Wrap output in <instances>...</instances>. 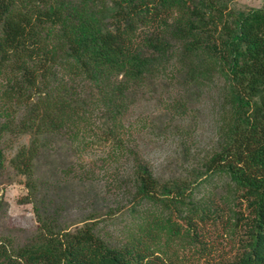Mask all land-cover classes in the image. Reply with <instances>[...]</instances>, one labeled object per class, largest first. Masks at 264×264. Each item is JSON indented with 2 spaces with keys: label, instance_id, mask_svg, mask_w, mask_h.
Wrapping results in <instances>:
<instances>
[{
  "label": "trees",
  "instance_id": "16d2710c",
  "mask_svg": "<svg viewBox=\"0 0 264 264\" xmlns=\"http://www.w3.org/2000/svg\"><path fill=\"white\" fill-rule=\"evenodd\" d=\"M233 1L0 0V176L23 177L35 220L0 233V264H264V4ZM210 87L214 145L155 174L138 140ZM154 94L161 126L131 116ZM57 147L118 210L64 223L61 181L35 172Z\"/></svg>",
  "mask_w": 264,
  "mask_h": 264
},
{
  "label": "rangeland",
  "instance_id": "374dc122",
  "mask_svg": "<svg viewBox=\"0 0 264 264\" xmlns=\"http://www.w3.org/2000/svg\"><path fill=\"white\" fill-rule=\"evenodd\" d=\"M263 4L264 0H234L231 5L236 10H244ZM155 96L156 94L139 100L131 111V116L152 118L156 126H161L166 117L153 101ZM215 97L216 88L202 89L183 118L172 120L170 127L161 135L148 131L138 140L139 154L149 162L155 174L177 170L178 164L187 155L183 157L187 148L190 152L200 153L214 145ZM175 125H179L181 129L188 126V133L172 131ZM70 162H73L70 152L57 147L40 156L35 169L40 179L61 181L60 190L67 198L62 219L69 228L80 225L86 214L93 210L102 214L107 207L119 209L121 197L106 190L102 174L96 173L91 178L78 177L76 173L66 170ZM120 170L127 173L129 164L125 163ZM22 180L21 175L9 169H4L0 176V196L3 201L0 206V233L11 234L17 242L22 241L35 226L30 203L19 200L25 193ZM108 227L111 228L112 225Z\"/></svg>",
  "mask_w": 264,
  "mask_h": 264
}]
</instances>
